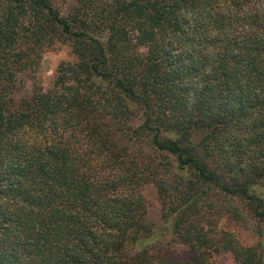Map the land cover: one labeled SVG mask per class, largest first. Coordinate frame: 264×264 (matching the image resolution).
I'll return each mask as SVG.
<instances>
[{
  "label": "trees",
  "instance_id": "16d2710c",
  "mask_svg": "<svg viewBox=\"0 0 264 264\" xmlns=\"http://www.w3.org/2000/svg\"><path fill=\"white\" fill-rule=\"evenodd\" d=\"M225 254L264 264V0H0V264Z\"/></svg>",
  "mask_w": 264,
  "mask_h": 264
},
{
  "label": "rangeland",
  "instance_id": "374dc122",
  "mask_svg": "<svg viewBox=\"0 0 264 264\" xmlns=\"http://www.w3.org/2000/svg\"><path fill=\"white\" fill-rule=\"evenodd\" d=\"M74 56L71 53L70 48L65 44H56L49 49L43 56L41 69L38 74L40 83L47 88L53 80L55 70L60 62L73 61ZM142 192L147 200L148 204V218L152 221L159 220V203L155 189L151 185H147L142 188ZM222 225L233 232L240 242L244 245H251L254 243L255 238L253 234L243 227L237 224L224 221ZM215 264H234L231 255L225 254L215 258Z\"/></svg>",
  "mask_w": 264,
  "mask_h": 264
}]
</instances>
